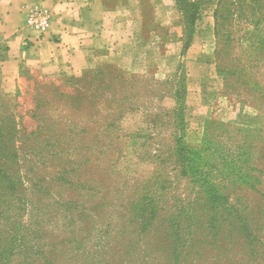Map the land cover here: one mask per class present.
<instances>
[{
  "label": "rangeland",
  "instance_id": "374dc122",
  "mask_svg": "<svg viewBox=\"0 0 264 264\" xmlns=\"http://www.w3.org/2000/svg\"><path fill=\"white\" fill-rule=\"evenodd\" d=\"M181 2L182 8L170 19L158 18L153 9H146V24L139 31L127 19H118L113 26L104 22L96 35L77 34L75 40L67 39L45 70L35 66L23 70L18 93L8 104L0 103V121L12 118L28 132L35 131L39 121L71 127L73 149L78 153L88 150L85 154L90 162L83 179L93 185L102 181L113 192L125 191L134 181L143 187L146 176L155 170L149 153L153 155L160 144L171 153L180 138L187 149L197 151L210 129L214 143L226 142L232 153L239 148L244 153L242 166L249 180L233 198L247 205L248 213L256 214L264 210V18L229 23L225 74L215 54L217 0ZM190 16L194 17L196 38L184 51V28L190 26L186 23ZM168 112L173 118L170 122L158 120L159 136L148 139L153 133L151 115ZM66 158L77 159L76 154ZM170 169L166 175L174 187L179 186V196L194 199L197 190L186 187L187 181ZM63 193L89 210L103 202L88 191ZM102 215V229L74 255L67 245L72 236L64 235L65 229L58 230L59 240L68 241L64 251L53 257L55 264H144L142 256H128L129 239L115 238L119 230L111 209L104 208ZM86 228L82 225L78 240L86 236ZM171 244L166 243L165 248L171 249ZM151 247V243H141L138 252L151 253ZM169 258L175 264L173 256ZM153 260L154 256L150 264ZM190 260L181 257V264Z\"/></svg>",
  "mask_w": 264,
  "mask_h": 264
},
{
  "label": "trees",
  "instance_id": "16d2710c",
  "mask_svg": "<svg viewBox=\"0 0 264 264\" xmlns=\"http://www.w3.org/2000/svg\"><path fill=\"white\" fill-rule=\"evenodd\" d=\"M176 1L180 10L182 2ZM249 17L264 18V0H217L215 54L221 69L230 41L229 23ZM193 19L187 17L190 26L184 28V51L193 43ZM165 118L170 122L173 114L151 115L153 133L148 139L154 141L159 136L155 125ZM208 131L197 151L187 149L180 138L171 153L160 144L153 155L149 153L155 170L146 176L143 187L134 181L125 191L113 192L102 181L93 185L83 179L90 161L85 154L87 148L79 153L73 149L71 127H53L39 121L36 130L28 132L12 118L0 121V264H55L53 257L64 251L68 241L59 240V229L72 236L67 244L70 254L82 251L93 233L104 226L100 223L105 219L104 208L111 209V216L116 218L117 241L129 239L128 256H142L144 264H150L152 256L154 264H171L170 256L175 264H181V257L185 262L191 258L188 264H264V210L252 215L247 205L233 198L249 180L242 166L244 153L240 148L232 153L226 142L214 143L213 133ZM72 154L78 160L66 158ZM49 167L55 170L47 173ZM169 169L187 181L186 187L197 190L194 199L179 196V186L174 187L166 175ZM75 189L91 192L103 202L86 209L63 193ZM82 225L87 233L78 240ZM131 235H135L133 239ZM141 243H151L153 252L139 254ZM166 243H172L171 249L165 248Z\"/></svg>",
  "mask_w": 264,
  "mask_h": 264
},
{
  "label": "crops",
  "instance_id": "0c3cea01",
  "mask_svg": "<svg viewBox=\"0 0 264 264\" xmlns=\"http://www.w3.org/2000/svg\"><path fill=\"white\" fill-rule=\"evenodd\" d=\"M34 8L51 14L52 26L45 35L27 27ZM146 9L170 19L178 5L176 0H0V103L8 104L18 93L23 70L30 66L45 70L67 39L96 35L104 22L113 26L118 19H127L139 31L146 24ZM195 38L196 32L193 42Z\"/></svg>",
  "mask_w": 264,
  "mask_h": 264
},
{
  "label": "built area",
  "instance_id": "2783aa9c",
  "mask_svg": "<svg viewBox=\"0 0 264 264\" xmlns=\"http://www.w3.org/2000/svg\"><path fill=\"white\" fill-rule=\"evenodd\" d=\"M52 26L51 14L44 8H34L27 18V27L40 35L47 34Z\"/></svg>",
  "mask_w": 264,
  "mask_h": 264
}]
</instances>
